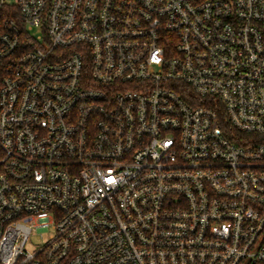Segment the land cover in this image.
Returning <instances> with one entry per match:
<instances>
[{"label": "built area", "instance_id": "built-area-1", "mask_svg": "<svg viewBox=\"0 0 264 264\" xmlns=\"http://www.w3.org/2000/svg\"><path fill=\"white\" fill-rule=\"evenodd\" d=\"M0 264H264V0H0Z\"/></svg>", "mask_w": 264, "mask_h": 264}, {"label": "rangeland", "instance_id": "rangeland-1", "mask_svg": "<svg viewBox=\"0 0 264 264\" xmlns=\"http://www.w3.org/2000/svg\"><path fill=\"white\" fill-rule=\"evenodd\" d=\"M39 240H41V239H38V238L35 237V236L32 237V242L30 243V245L28 246V248H31V246H32L31 244L34 245L35 243H39Z\"/></svg>", "mask_w": 264, "mask_h": 264}]
</instances>
